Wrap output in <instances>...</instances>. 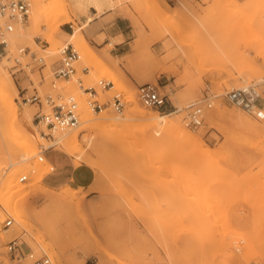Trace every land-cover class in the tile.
Listing matches in <instances>:
<instances>
[{
    "label": "rangeland",
    "instance_id": "rangeland-1",
    "mask_svg": "<svg viewBox=\"0 0 264 264\" xmlns=\"http://www.w3.org/2000/svg\"><path fill=\"white\" fill-rule=\"evenodd\" d=\"M155 1L116 0V11L128 17L134 29L130 45L135 55L119 61L125 71L106 61L113 46L99 50L95 45L105 36L91 39L85 28L87 41L72 43L81 54L75 63L77 73L69 81L58 80L56 86L51 83L52 70L68 43L62 32H73L69 24L75 28L93 15L82 21L79 15L86 9L69 0H34L29 20L17 28L12 52L30 47L46 58L47 67L40 85L38 71L12 74L11 63L0 60V70L2 66L17 88L14 102L19 114L31 110L30 129L40 135L36 154L21 157V139L0 103V264H31L8 252L7 243L14 238L23 242L25 251L44 250L55 264H264V120L232 103L216 101L207 110L204 125L192 130L184 123L185 112L175 109L197 100L205 89L222 92L248 84L258 85L264 107V0H163L167 13L156 11ZM38 5L40 27L34 30L32 15ZM51 25H58L54 41L47 37ZM37 30L31 37L22 36ZM128 74L140 79L138 85L146 81L155 85L169 99V110L143 105L138 85ZM79 78L84 86H94L95 98L103 102L121 93L123 113L112 107L95 113ZM101 79L111 80L113 88L102 89ZM31 80L41 93L74 95L81 120L86 110L94 116L125 118L132 107L128 95L136 93L144 110L169 115L206 146L203 150L194 143L185 146L169 134L155 138L152 131L135 138L110 133L103 142L89 131L87 122H81L69 133L78 134L84 150L81 159L71 154L78 165L77 177L66 187L48 188L36 169L46 161H39V151L52 141L41 137L33 121L37 106L22 101L27 88L33 92ZM92 133L97 134L93 142ZM55 147L66 150L61 143ZM175 164L184 169H174ZM23 175L27 180H20ZM66 188L73 195L61 198ZM19 212L26 214L22 226L15 219ZM8 216L15 221L5 227Z\"/></svg>",
    "mask_w": 264,
    "mask_h": 264
},
{
    "label": "built area",
    "instance_id": "built-area-1",
    "mask_svg": "<svg viewBox=\"0 0 264 264\" xmlns=\"http://www.w3.org/2000/svg\"><path fill=\"white\" fill-rule=\"evenodd\" d=\"M34 0H0V60L6 59L10 65L8 69L12 74L17 72L38 71L40 75V85L46 80L44 69L47 67L46 58L40 55L30 47H18L17 53L12 52L11 45L14 39L15 32L19 26L23 27L29 20ZM71 30L74 29L72 24H69ZM106 45L115 46L118 43H113L110 39L105 42ZM61 59L53 67L51 81L53 86H56L58 80L69 81L76 73L77 68L75 63L80 59L81 54L72 43L63 45L60 49ZM24 57H28L29 61L24 63ZM88 73L89 70L85 67ZM80 88L84 93L91 95L92 99L88 101L91 109L96 112H101L107 107H112L118 114L124 111V97L121 93L115 94L111 100L101 101L97 96V90L94 86H84L82 79H78ZM33 92L27 91L22 94V101L32 103L37 106L38 110L34 115V123L41 129L43 137L50 139L52 144L48 147H42L38 153L40 161L45 159L44 152L57 145V137L68 131L77 129L81 123V112L79 103L74 95H52L51 93H41L34 81L31 80ZM98 85L105 90L113 88L114 84L111 80L101 79ZM138 97L143 105L155 108L159 111H168L170 101L167 96L162 95L158 88L151 83H143L138 86ZM261 94L257 84H248L242 87L225 89L222 92H214L211 89H205L200 98L184 107L175 108L176 111L185 112L184 123L192 129L197 130L205 123V115L208 109L214 106L216 101L229 102L239 106L252 117L264 120V107L260 103ZM21 181L27 180V176L20 177ZM15 219L8 216L4 220V226L10 227ZM23 242L18 238H14L7 243L8 252L18 260H29L31 264H55L51 256L42 250L37 253L33 249L25 251L22 247Z\"/></svg>",
    "mask_w": 264,
    "mask_h": 264
},
{
    "label": "bare ground",
    "instance_id": "bare-ground-1",
    "mask_svg": "<svg viewBox=\"0 0 264 264\" xmlns=\"http://www.w3.org/2000/svg\"><path fill=\"white\" fill-rule=\"evenodd\" d=\"M72 5H74L77 8H84L87 9L90 6L95 7L97 9V15L101 14L106 8L110 9H115L116 7V0H69ZM155 7L156 11H165L167 13L168 6L166 2L163 0H156L155 1ZM40 6L38 5L32 15V27L35 29H38L40 26ZM170 20L168 22L174 21L173 18H169ZM92 19L85 21L81 25H77V27L74 28L73 32L68 33V32H62V36L67 38L68 43H73V42H83L85 43L86 37H85V28L88 27ZM49 32L47 33V37L49 41H54L55 36L54 34L58 32V25H51L49 28ZM51 30V33H50ZM35 32H24L22 36L26 37H31L33 33ZM17 36V34H16ZM14 40V39H13ZM12 40V42H13ZM179 46V45H178ZM117 60V59H116ZM2 61V60H1ZM115 61V59H114ZM3 69V67L1 66ZM2 69L0 70V103L1 106L4 108L6 113L8 114L9 118L13 122V125L15 126V129L18 132V138L21 139L19 142V153L21 157H24L25 159H29L32 156H34V147L36 143L38 142L39 139V134L35 130L30 129V125L32 123V112L29 109H25L24 113L22 115L19 114L18 108L14 102L16 93H17V88L10 77L8 73H3ZM130 96V101L132 104L130 106V114L129 116L125 118H117L112 115L108 114H100L97 116H94L93 113L90 110H86L85 118L84 120H81V122H87L88 124L86 127L90 130H94L100 137L103 139L101 141L105 142L104 140L108 137V135H111L110 133H118L122 134L124 133V137H129L131 136H136L138 137L139 135H143L144 133H147V131H152L155 133V138L156 134L159 135L161 134L163 137L167 136L169 134V137L172 139H179L181 140L184 145H191L194 143L197 147V149H202L204 146H206L200 138L197 136L193 135L190 133L188 130H186L179 121H176L172 118L169 117V115H162L158 114V112H152V111H146L144 110L138 103L137 95L136 93H132ZM98 113V112H96ZM100 113V112H99ZM128 115V114H127ZM212 114L209 115V119H212ZM70 131L61 134L57 137V144L61 143L62 146L72 155H75L78 159L82 158V153H83V148L82 145L79 143L78 139V134L75 132L73 134H70ZM94 133V132H93ZM92 133V134H93ZM96 134V135H97ZM94 135V134H93ZM96 135L92 136V141L93 142L96 138ZM122 136V135H121ZM43 137V136H41ZM124 137H121V140L126 142ZM135 138V137H134ZM154 138V139H155ZM129 139V138H128ZM96 142V141H95ZM94 142V143H95ZM94 148H98V142L95 144ZM40 150V149H39ZM40 161V160H39ZM44 162V161H43ZM167 162V164H173V162L169 161H164ZM162 163V162H161ZM163 164V163H162ZM166 164V163H164ZM163 164V165H164ZM166 164V165H167ZM161 165V164H160ZM174 166V165H173ZM167 168L168 165L166 166ZM176 167H180L177 164H175L174 169ZM159 168V167H158ZM184 169V168H181ZM179 169V171L181 170ZM50 170L48 168V162L45 161L44 164H37V169L36 171L39 172L40 178L42 179V175L47 173ZM162 165L160 166V171L162 172ZM167 171V169H165ZM169 170V169H168ZM155 171V170H154ZM172 173L174 175H179L177 173H180L179 171H175ZM170 172V171H169ZM172 172V169H171ZM177 172V173H176ZM186 172V170L181 171ZM158 172H156L157 174ZM164 173V172H163ZM162 173V174H163ZM160 174V173H159ZM168 174V173H167ZM161 175V174H160ZM165 175V174H164ZM170 175V174H169ZM10 181L8 182V188H11L12 184H9ZM66 187V186H65ZM73 192L70 188H66L61 194V198H69L72 197ZM76 195V194H75ZM50 197V196H49ZM77 196H75L76 198ZM4 201V200H3ZM5 204L7 206V201H5ZM11 206V204H10ZM23 212L16 213L15 219L18 224L22 226L23 223H26L27 221L24 218ZM26 215V214H25ZM26 221V222H25ZM17 224V225H18ZM24 225V224H23ZM24 227V226H23Z\"/></svg>",
    "mask_w": 264,
    "mask_h": 264
},
{
    "label": "crops",
    "instance_id": "crops-1",
    "mask_svg": "<svg viewBox=\"0 0 264 264\" xmlns=\"http://www.w3.org/2000/svg\"><path fill=\"white\" fill-rule=\"evenodd\" d=\"M90 13V14H89ZM89 15H93V19L86 29V34L91 39L99 38L104 35L105 39L103 42L95 43L99 50L105 48V42L109 38L118 36L123 37V41L118 43L113 50L109 52V56H106V61L114 69H122L125 71L121 62H125L132 58L135 53L131 48L130 43L134 36V29L130 19L124 15H121L116 9L106 8L101 14L97 15V9L90 6L88 10L80 12L79 18L85 21ZM94 42V40H93ZM114 59H118L114 61ZM121 61V62H119ZM136 66H134L135 68ZM86 75V70H82ZM128 77L134 84H140V79L135 76ZM144 83H150L146 81ZM139 86V85H138ZM165 87V86H163ZM45 160L51 166L50 170L44 174L41 182L44 186L56 189L64 187L77 177L78 169L73 156L66 150L58 147L49 148L44 152ZM80 165V164H79Z\"/></svg>",
    "mask_w": 264,
    "mask_h": 264
}]
</instances>
